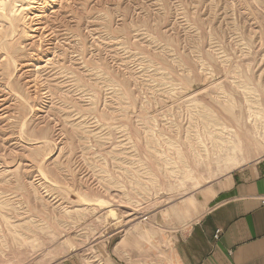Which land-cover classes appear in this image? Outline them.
<instances>
[{
    "label": "rangeland",
    "instance_id": "rangeland-1",
    "mask_svg": "<svg viewBox=\"0 0 264 264\" xmlns=\"http://www.w3.org/2000/svg\"><path fill=\"white\" fill-rule=\"evenodd\" d=\"M4 2L0 264H181L199 193L264 159V0Z\"/></svg>",
    "mask_w": 264,
    "mask_h": 264
},
{
    "label": "crops",
    "instance_id": "crops-1",
    "mask_svg": "<svg viewBox=\"0 0 264 264\" xmlns=\"http://www.w3.org/2000/svg\"><path fill=\"white\" fill-rule=\"evenodd\" d=\"M206 190L198 216L174 243L181 264H264V159Z\"/></svg>",
    "mask_w": 264,
    "mask_h": 264
},
{
    "label": "bare ground",
    "instance_id": "bare-ground-1",
    "mask_svg": "<svg viewBox=\"0 0 264 264\" xmlns=\"http://www.w3.org/2000/svg\"><path fill=\"white\" fill-rule=\"evenodd\" d=\"M5 0H0V17H2V18H5V19H8L9 18V15H8V13L10 14V12H12L13 10L12 9H14V7L16 6H14V5H12V7L10 8V10L7 12V5H6V2H4ZM35 3H37V1H35ZM34 3V4H35ZM16 4V3H15ZM45 5V4H44ZM20 7H19V9L17 10V11H19V10H21V9H30V7H28V8H26V7H21V5H19ZM40 6V5H39ZM38 7V6H37ZM43 7V6H42ZM46 9H47V7H45ZM48 10V9H47ZM40 11V10H39ZM42 12V11H41ZM37 15V14H36ZM36 15H33V16H36ZM39 18V17H38ZM36 20H37V18H36ZM39 21V20H38ZM35 22V21H34ZM36 23H38V22H36ZM1 24V23H0ZM37 25V24H36ZM39 25V24H38ZM42 26V25H41ZM47 27V26H46ZM38 30V29H37ZM48 30V29H47ZM2 40L0 39V47L2 46ZM8 107V106H7ZM2 114V113H1ZM253 133H254V135H253ZM253 133H250V132H248L247 133V135L245 136V137H243V142H244V148H249V147H256V146H258L257 145V143H258V139L260 138V135L257 133V132H255V131H253ZM252 149V148H251ZM264 152L263 151H258V152H256L255 154H253L251 157H249V158H253V159H257V158H259V157H261L262 156V154H263ZM242 164V162H238L237 163V166H239V165H241Z\"/></svg>",
    "mask_w": 264,
    "mask_h": 264
},
{
    "label": "built area",
    "instance_id": "built-area-1",
    "mask_svg": "<svg viewBox=\"0 0 264 264\" xmlns=\"http://www.w3.org/2000/svg\"><path fill=\"white\" fill-rule=\"evenodd\" d=\"M218 236V231H216V234H215V237H217Z\"/></svg>",
    "mask_w": 264,
    "mask_h": 264
}]
</instances>
